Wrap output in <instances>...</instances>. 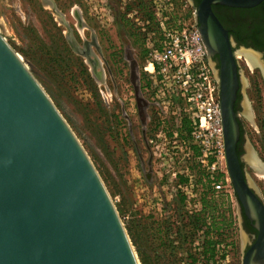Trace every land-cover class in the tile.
Instances as JSON below:
<instances>
[{"label":"rangeland","instance_id":"1","mask_svg":"<svg viewBox=\"0 0 264 264\" xmlns=\"http://www.w3.org/2000/svg\"><path fill=\"white\" fill-rule=\"evenodd\" d=\"M53 1L79 45L95 35L101 55L94 46L91 49L100 62L97 71L101 76H96L85 56L74 52L65 26L43 0H0V34L83 146L116 207L139 264V252L147 264H191L186 258L188 246L177 250V232L168 236L163 224L176 226L183 212L186 217L199 212L203 195L209 201L214 197L218 216L223 213L229 220L220 231L223 241L214 247L208 264H241L257 232L255 227L254 231L248 228L250 222H243L225 160L211 179L197 159L199 149L182 143L191 129L190 119L162 111L155 98L158 87L144 71L151 57L150 43L157 46L162 37L144 22L154 15L148 18L136 8L135 0ZM149 1L148 10L153 12ZM191 6L189 1L178 0L173 9L166 6L168 22H192ZM130 11H137L141 21H132ZM240 73L241 95L235 108L241 135L238 156L264 205V82H255V86L260 84V93L249 90L247 76ZM249 151L256 165L248 160ZM187 174L193 175L192 182ZM202 236L198 231L197 264H206L199 245Z\"/></svg>","mask_w":264,"mask_h":264},{"label":"water","instance_id":"2","mask_svg":"<svg viewBox=\"0 0 264 264\" xmlns=\"http://www.w3.org/2000/svg\"><path fill=\"white\" fill-rule=\"evenodd\" d=\"M193 4L192 0H188ZM261 0H202L195 20L208 56L218 53L227 173L257 236L241 264H264V205L240 166L234 102L239 76L226 30L211 4L249 7ZM66 39L96 76V37L79 45L53 0H43ZM80 22L81 18L78 16ZM0 264H139L116 207L83 146L19 55L0 34Z\"/></svg>","mask_w":264,"mask_h":264},{"label":"built area","instance_id":"3","mask_svg":"<svg viewBox=\"0 0 264 264\" xmlns=\"http://www.w3.org/2000/svg\"><path fill=\"white\" fill-rule=\"evenodd\" d=\"M174 1L177 0H152L154 19L144 22L162 37L157 46L150 43L151 57L144 71L158 87L155 98L162 111L187 115L190 119L191 129L182 143L199 149L197 159L214 179L225 160L217 80L195 17L192 22L179 19L177 23L168 22L166 6L173 9ZM128 17L135 23L141 21L137 11H130ZM187 177L192 182L193 175L187 174Z\"/></svg>","mask_w":264,"mask_h":264},{"label":"flooded vegetation","instance_id":"4","mask_svg":"<svg viewBox=\"0 0 264 264\" xmlns=\"http://www.w3.org/2000/svg\"><path fill=\"white\" fill-rule=\"evenodd\" d=\"M201 1L202 0H192L193 4L191 8H193L194 15L195 7L198 6ZM211 9L222 27L226 30L229 45L234 53V58L237 63V73L240 81L234 102L235 109L236 107L238 108L241 95L242 81L240 79V70L247 76L249 90L254 89L255 92L259 91L260 93V84L255 86V82H264V0L249 7H236L221 3H213L211 4ZM238 54H240L239 58ZM208 61L213 69L214 75H218L221 66V60L218 53H212L209 55ZM249 66H252V69L250 72H247L250 68ZM256 87H258V89ZM240 136L241 135L239 134L236 149ZM253 157L254 155L249 151L247 158L253 165H256L257 161L255 157ZM242 213L243 222H250L251 225L248 228L254 231V221L246 216L243 208Z\"/></svg>","mask_w":264,"mask_h":264},{"label":"trees","instance_id":"5","mask_svg":"<svg viewBox=\"0 0 264 264\" xmlns=\"http://www.w3.org/2000/svg\"><path fill=\"white\" fill-rule=\"evenodd\" d=\"M149 4V0H135L136 8L138 10L144 11L145 15H147L148 18H153L152 12L148 10L150 6ZM153 19H151V21H153ZM195 153L198 152L195 151ZM203 173L205 172L203 171ZM204 175L208 180L209 178L207 174L205 173ZM200 176L201 175H199L198 177L199 179ZM208 182H210V179ZM209 199L210 198H208V196L203 195L201 198V207L199 212L194 213L192 216L190 215L189 217H186L185 213L183 212V216L181 217V220L176 222V226H174L173 224H167V222H164L163 224L164 226H166L165 231L168 233V236L169 233L173 230L177 232V238L179 243L177 244L178 246L175 247L177 250L180 249V251H182L181 247L188 246V251H186V258L189 259V262L191 264H197L198 258L195 250L197 249L196 247L198 244L195 242V239L198 235V231H201L203 235L202 241L201 243H199L201 247V255L204 258L203 260L205 261V263L208 264L209 261L213 260L214 247L218 243L223 241L222 238H220V231H223L228 226V217L225 216L223 213L221 214V216H218L219 212L217 210V204L215 202L216 200H214V197L210 201ZM178 224H180V226H177ZM170 225L174 226L173 229L170 227ZM214 233L216 234L215 237L217 238H214V236H212ZM139 255L141 264H147L146 260L143 258V256H141L140 252Z\"/></svg>","mask_w":264,"mask_h":264},{"label":"bare ground","instance_id":"6","mask_svg":"<svg viewBox=\"0 0 264 264\" xmlns=\"http://www.w3.org/2000/svg\"><path fill=\"white\" fill-rule=\"evenodd\" d=\"M93 52V51H92ZM96 55V54H95ZM251 57V56H250ZM90 58L92 59V60H95L96 58H95V56H94V53H93V55H92V53L90 54ZM252 58V57H251ZM87 59V58H86ZM89 61V60H88ZM90 63V62H89ZM91 64V63H90ZM101 70V69H100ZM250 156H252V155H250ZM225 157V156H224ZM254 158V157H253ZM254 160V159H253ZM255 161V160H254ZM254 163V162H253Z\"/></svg>","mask_w":264,"mask_h":264}]
</instances>
